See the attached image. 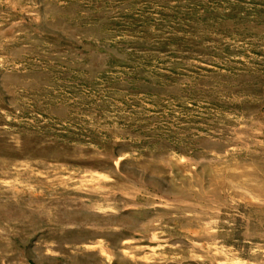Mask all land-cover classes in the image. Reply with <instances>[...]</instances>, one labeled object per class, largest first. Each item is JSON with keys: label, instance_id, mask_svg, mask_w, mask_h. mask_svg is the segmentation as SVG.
I'll return each instance as SVG.
<instances>
[{"label": "rangeland", "instance_id": "rangeland-1", "mask_svg": "<svg viewBox=\"0 0 264 264\" xmlns=\"http://www.w3.org/2000/svg\"><path fill=\"white\" fill-rule=\"evenodd\" d=\"M0 264H264V0H0Z\"/></svg>", "mask_w": 264, "mask_h": 264}]
</instances>
